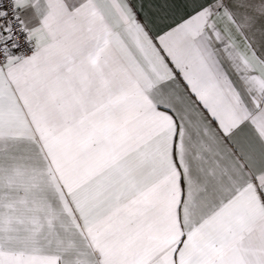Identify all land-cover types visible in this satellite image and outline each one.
I'll return each mask as SVG.
<instances>
[{
    "label": "snow or ice",
    "instance_id": "obj_1",
    "mask_svg": "<svg viewBox=\"0 0 264 264\" xmlns=\"http://www.w3.org/2000/svg\"><path fill=\"white\" fill-rule=\"evenodd\" d=\"M0 264H264V0H0Z\"/></svg>",
    "mask_w": 264,
    "mask_h": 264
}]
</instances>
